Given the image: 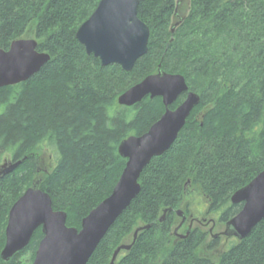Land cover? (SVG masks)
Listing matches in <instances>:
<instances>
[{
	"label": "trees",
	"instance_id": "obj_1",
	"mask_svg": "<svg viewBox=\"0 0 264 264\" xmlns=\"http://www.w3.org/2000/svg\"><path fill=\"white\" fill-rule=\"evenodd\" d=\"M99 2L0 0V50L24 39L33 26L38 52L51 58L27 82L0 89V163L22 161L0 177V264L35 259L41 230L9 262L1 253L9 212L38 177V188L50 195L55 211L67 214L70 228L80 230L111 196L127 164L119 145L147 133L166 112L160 97L130 108L118 99L160 67L182 75L201 103L173 146L144 169L140 194L88 264H111L116 249L132 245L136 230L147 226L115 264H214L197 253L207 232L196 228L173 244L172 228L193 191L206 199V215L227 224L243 209L232 204L233 195L264 171V0H190L186 18L180 17L182 0H140L138 17L149 27L150 39L148 53L132 72L103 67L76 38ZM46 149L54 165L42 174ZM187 207L181 210L185 216L192 211L191 204ZM219 243L214 239L210 249ZM218 264H264V221L229 246Z\"/></svg>",
	"mask_w": 264,
	"mask_h": 264
},
{
	"label": "water",
	"instance_id": "obj_2",
	"mask_svg": "<svg viewBox=\"0 0 264 264\" xmlns=\"http://www.w3.org/2000/svg\"><path fill=\"white\" fill-rule=\"evenodd\" d=\"M140 0H100L91 17L77 30L76 38L88 55L101 61L103 67L118 65L125 72H132L139 59L148 53L150 29L138 17ZM50 56L38 52L34 39L14 41L10 48L0 50V89L30 80L50 61ZM161 68V67H160ZM147 77L118 99L123 107H133L145 98L160 97L166 112L147 133L130 136L119 145V154L127 160L126 167L111 196L98 205L83 220L81 229L67 226V214L55 211L50 195L34 184L14 204L9 212L6 227V245L1 259L9 262L24 251L35 233L41 230L33 264H88L92 255L109 230L140 194L139 180L144 169L155 157L165 154L176 142L192 112L201 103L198 94L191 92L182 75L162 72ZM184 102L171 110L178 99ZM16 164L5 163L0 177L15 171ZM232 204H243V209L226 224V237L244 240L264 221V171L248 186L236 192ZM167 211L160 222H163ZM183 225L187 217L178 210ZM150 226L136 230L132 245H121L114 252L115 264L122 251H130L138 234ZM181 237L185 239L189 235ZM220 235H214L217 239Z\"/></svg>",
	"mask_w": 264,
	"mask_h": 264
},
{
	"label": "rangeland",
	"instance_id": "obj_3",
	"mask_svg": "<svg viewBox=\"0 0 264 264\" xmlns=\"http://www.w3.org/2000/svg\"><path fill=\"white\" fill-rule=\"evenodd\" d=\"M177 2L180 0H176ZM189 8H190V0H182V5L180 7V17L182 18H186L189 12ZM179 21V19H175L173 20V23H177ZM24 39H35V29L33 28V26H30L25 34ZM54 165V159L53 156L51 155L50 151L48 149H46L44 155L41 157V163H40V170L42 174L48 173L53 167ZM2 166H4V163H0V171L2 170ZM40 177H38L34 182L37 184L36 182L39 181ZM192 205V211H190L188 214H186L187 217V222L183 225L182 224V218L175 216V223L173 225L172 228V234H171V240L172 243L175 244L177 243L179 240H181V237L186 236L187 232L192 231L196 228H200L203 232H207L209 231L210 228H212L213 232H212V236L208 235L206 237V240L204 241V243L202 244V246L199 248V250L197 251L198 255L200 257L203 258H207L209 259L212 263L214 264H218L222 254L224 251L227 250V248L231 245H233L234 243L237 242V239L235 237H225L223 235V233L225 232L226 228L224 223H219L218 222V217L213 216V215H206V212L208 210V204L205 198H203L199 193H197L196 191L192 192V195H190V197H188L184 203L182 204V206L180 207V210L182 211H187V206ZM194 208V209H193ZM198 208H200L202 210V213H197L195 212ZM196 213L197 215H194L192 213ZM194 215V216H193ZM192 217H195V221L198 222V220H205L206 222H210L211 219L215 220L217 223L216 225L213 226V223H209L208 226H204L203 224H198L196 222H193V226L192 228L190 227V223L192 221ZM191 229H190V228ZM214 235H221L219 237L220 239V243L218 244V246L213 247V249H210L212 242H213V236ZM129 242H127V240L124 241V244H128ZM29 258L25 257L24 260L27 264H29V262L27 261Z\"/></svg>",
	"mask_w": 264,
	"mask_h": 264
},
{
	"label": "flooded vegetation",
	"instance_id": "obj_4",
	"mask_svg": "<svg viewBox=\"0 0 264 264\" xmlns=\"http://www.w3.org/2000/svg\"><path fill=\"white\" fill-rule=\"evenodd\" d=\"M195 220H196V219H195L194 217H192V221H191V223H190V227H191V228H192V226H193V222H196ZM186 222H187V221H186ZM186 222H185V223H186ZM210 222L213 223V226L216 225V223H217V222H216L215 220H213V219H211ZM210 222H206L205 220H203V221H202V220H198V222H196V223H198V224H203V225L206 227V226L209 225ZM190 227H189V228H190ZM212 232H213V230H212V228H210L209 231H208V233H207V235H211V236H212ZM187 233H188V232H187ZM40 242H41V241H40ZM39 244H40V243H39ZM38 248H39V247H38ZM35 256H36V255H35ZM33 262H34V261H33Z\"/></svg>",
	"mask_w": 264,
	"mask_h": 264
}]
</instances>
